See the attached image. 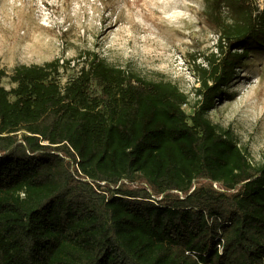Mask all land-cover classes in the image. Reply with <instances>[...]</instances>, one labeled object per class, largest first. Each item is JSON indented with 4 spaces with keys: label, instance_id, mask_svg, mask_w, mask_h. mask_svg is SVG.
<instances>
[{
    "label": "trees",
    "instance_id": "16d2710c",
    "mask_svg": "<svg viewBox=\"0 0 264 264\" xmlns=\"http://www.w3.org/2000/svg\"><path fill=\"white\" fill-rule=\"evenodd\" d=\"M204 4L193 102L97 53L63 86L69 60L0 67V264H264V161L209 118L264 55V9Z\"/></svg>",
    "mask_w": 264,
    "mask_h": 264
},
{
    "label": "rangeland",
    "instance_id": "374dc122",
    "mask_svg": "<svg viewBox=\"0 0 264 264\" xmlns=\"http://www.w3.org/2000/svg\"><path fill=\"white\" fill-rule=\"evenodd\" d=\"M258 3L263 10L264 0ZM204 7V0H0V67L69 60L71 68L58 78L63 86L89 64L81 55L97 53L145 79L177 84L193 102L199 68L218 41ZM34 43L45 46L43 58L18 60L16 48ZM3 85L15 86L10 79ZM227 93L209 118L228 129L253 162L264 161V55L245 60Z\"/></svg>",
    "mask_w": 264,
    "mask_h": 264
},
{
    "label": "bare ground",
    "instance_id": "6f19581e",
    "mask_svg": "<svg viewBox=\"0 0 264 264\" xmlns=\"http://www.w3.org/2000/svg\"><path fill=\"white\" fill-rule=\"evenodd\" d=\"M17 50V58L18 60H39L43 58L42 52H46V48L44 45H38L34 43V46H31L28 49L22 50L21 48H16Z\"/></svg>",
    "mask_w": 264,
    "mask_h": 264
}]
</instances>
